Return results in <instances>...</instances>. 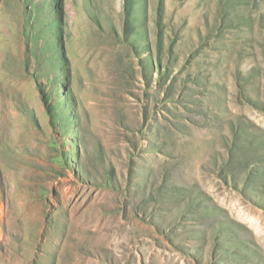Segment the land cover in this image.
Segmentation results:
<instances>
[{
    "label": "rangeland",
    "instance_id": "1",
    "mask_svg": "<svg viewBox=\"0 0 264 264\" xmlns=\"http://www.w3.org/2000/svg\"><path fill=\"white\" fill-rule=\"evenodd\" d=\"M0 264H264V0H0Z\"/></svg>",
    "mask_w": 264,
    "mask_h": 264
}]
</instances>
